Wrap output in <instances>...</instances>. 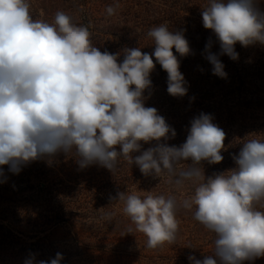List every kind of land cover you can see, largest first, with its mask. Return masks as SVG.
<instances>
[{
	"label": "clouds",
	"instance_id": "obj_1",
	"mask_svg": "<svg viewBox=\"0 0 264 264\" xmlns=\"http://www.w3.org/2000/svg\"><path fill=\"white\" fill-rule=\"evenodd\" d=\"M30 6V0H0V166L19 174L34 161L51 163L63 154L75 158L81 169L96 164L114 173L123 158L143 175L167 177L177 187L190 181L196 185L194 194L180 200L118 192L115 199L123 202L130 219L127 233L144 234L149 249L174 244L177 211L194 209V220L215 239L212 254L203 259L189 255L191 264H242L264 257V138L244 140L232 154L234 168L206 177L204 163L224 159L226 133L213 116H195L185 142L170 146L175 129L157 108L145 105L157 63L167 73L168 94L187 95L173 52L191 54L184 30L154 26L147 33L154 51L124 48L121 60V52L94 46L88 27L64 11L48 23L34 20ZM117 8L119 4L110 5L106 12L114 15ZM201 16L203 27L219 42V53L211 50V40L204 50L213 75L227 77L220 56L237 60V43L264 45V11L258 0H208ZM185 162L187 167H181ZM102 219L110 223L113 213L105 212ZM62 260L61 253L38 262L32 255L25 264Z\"/></svg>",
	"mask_w": 264,
	"mask_h": 264
},
{
	"label": "rangeland",
	"instance_id": "obj_2",
	"mask_svg": "<svg viewBox=\"0 0 264 264\" xmlns=\"http://www.w3.org/2000/svg\"><path fill=\"white\" fill-rule=\"evenodd\" d=\"M116 4L119 8L109 16L107 7ZM207 4L208 0H30V14L34 20L53 23L56 12L64 11L75 23L88 27L94 46L102 52H121V60L124 48L139 47L151 54L155 45L147 36L148 31L167 24L170 30H184L189 42L191 54L187 56L181 57L173 49L178 60L203 61L202 52L209 40L212 45H219L212 31L203 27L201 12ZM258 7L264 11V0H258ZM236 45L242 51L241 58L246 60L245 48ZM246 48L255 53L253 63L264 62V45L257 43ZM258 79L264 81V77ZM232 163L229 169L235 167L233 160ZM0 167L4 169V176L0 177V264H25L32 255L37 262L48 261L57 253L63 256L61 264H147L148 257L159 254L166 259L183 258L192 247L195 250L190 255L197 258L196 252L209 239L204 236L206 230L194 238L187 231H180L174 244L165 243L157 249L147 248V237L140 232H132L137 237L140 234V241L123 240L121 235L127 232L130 219L122 211L123 202L116 201L117 193L127 191L141 198L148 194L122 180L117 185L118 179L125 177L117 168L113 173L90 165L92 179L103 181L98 188L88 191L87 185L72 184L69 189L66 186L68 180L77 183L79 166L71 156L61 154L51 163L34 161L22 167L19 174L8 171V166ZM105 212L113 213L110 223L102 219ZM114 223L125 224V231L115 230L114 242L119 244L117 252L122 256L118 260L113 252L107 253L113 248L106 246L108 235L114 231L104 230ZM101 238L106 242L100 243Z\"/></svg>",
	"mask_w": 264,
	"mask_h": 264
},
{
	"label": "trees",
	"instance_id": "obj_3",
	"mask_svg": "<svg viewBox=\"0 0 264 264\" xmlns=\"http://www.w3.org/2000/svg\"><path fill=\"white\" fill-rule=\"evenodd\" d=\"M140 10V8H139ZM245 48L244 51L248 56L246 60L241 58L242 51L236 45L235 50L239 54L237 60L230 59L227 55L220 56L222 63L225 65L226 78H220L212 74V65L204 59L203 61H180V71L183 73L187 81L188 93L184 97H173L167 92V73L157 63L151 73L153 83L152 89L145 93L148 97L145 100V105L158 109L160 115L164 116L169 125H171L177 135L174 139L168 140L167 143L179 146L185 142L190 121L201 112L211 114L214 118V123L223 128L226 133L225 149L222 151L224 159L219 164L209 165L204 163L206 177L212 176L214 173L227 171L232 163V154L238 153L240 144L247 139L264 138V81H260L259 77H264V62L253 63L255 53L253 49ZM214 53H219V45H212L211 49ZM204 53V52H202ZM251 62V63H250ZM155 63V61H154ZM262 83L259 85V83ZM258 84V85H257ZM144 144L142 150L154 146ZM139 155V153H133ZM87 168L77 169V183L74 180L66 182L67 188L79 185L88 188H94L102 184V179H92V174ZM187 167V163L181 165ZM117 171L124 173V178H119L116 184L120 181H125L128 186L135 187L137 190H142L147 194L160 192L158 195L165 197L175 196L178 200L190 197L194 194L196 185L192 182H185L182 187H177L174 183H170L167 177L154 178L153 176H145L141 173L138 166L129 164L123 158L119 159ZM131 173V174H130ZM130 174V175H129ZM132 175V177H130ZM127 177V178H126ZM137 186V187H136ZM98 188V187H97ZM136 191V190H134ZM193 210H185L183 208L177 211V219L179 221L178 235L180 231H187L191 238L206 230L201 224L193 218ZM124 223L120 225L114 223L107 225L104 230L113 232L108 235L107 242L99 240L100 243H108L113 249L108 250L116 255V259H120L121 253L117 252L115 230L124 229ZM134 233V232H133ZM127 233L121 235L125 241L134 240L137 242L140 234ZM204 236H209L207 243L202 250L196 252L197 259H203L205 255H210L214 247V234L206 230ZM142 237H146L144 234ZM167 249V248H166ZM195 250L192 247L184 253V257L166 259L162 255L151 256L147 258V264H191L188 256ZM107 251V250H106ZM200 251H203L200 253ZM106 252L104 251L103 254ZM242 264H264V257L255 259L254 261H243Z\"/></svg>",
	"mask_w": 264,
	"mask_h": 264
}]
</instances>
